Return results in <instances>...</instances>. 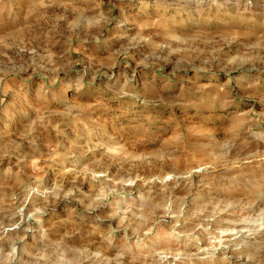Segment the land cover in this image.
<instances>
[{
	"label": "rangeland",
	"instance_id": "rangeland-1",
	"mask_svg": "<svg viewBox=\"0 0 264 264\" xmlns=\"http://www.w3.org/2000/svg\"><path fill=\"white\" fill-rule=\"evenodd\" d=\"M0 264H264V0H0Z\"/></svg>",
	"mask_w": 264,
	"mask_h": 264
},
{
	"label": "bare ground",
	"instance_id": "bare-ground-1",
	"mask_svg": "<svg viewBox=\"0 0 264 264\" xmlns=\"http://www.w3.org/2000/svg\"><path fill=\"white\" fill-rule=\"evenodd\" d=\"M240 232H241V230H240ZM240 232H239V233H240ZM237 233H238V232H237ZM239 233H238V234H239Z\"/></svg>",
	"mask_w": 264,
	"mask_h": 264
}]
</instances>
